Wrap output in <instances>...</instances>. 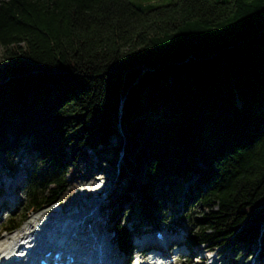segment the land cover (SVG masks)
I'll return each instance as SVG.
<instances>
[{
	"label": "trees",
	"instance_id": "16d2710c",
	"mask_svg": "<svg viewBox=\"0 0 264 264\" xmlns=\"http://www.w3.org/2000/svg\"><path fill=\"white\" fill-rule=\"evenodd\" d=\"M89 150H122L125 254L182 211L188 249L264 258V0H0V177L25 174L0 233L69 197Z\"/></svg>",
	"mask_w": 264,
	"mask_h": 264
},
{
	"label": "rangeland",
	"instance_id": "374dc122",
	"mask_svg": "<svg viewBox=\"0 0 264 264\" xmlns=\"http://www.w3.org/2000/svg\"><path fill=\"white\" fill-rule=\"evenodd\" d=\"M123 138H112L111 145L117 146L123 144ZM99 148H97L98 150ZM119 155L115 156L111 151H106L103 154L97 155L95 151L89 150L88 157L86 162L81 163V170L82 174L78 176V178L74 181V188L73 192L69 197L66 199L59 200L56 203L50 204L45 209L41 210L38 213L30 214L27 217L26 222L23 224L22 228L17 230L16 232L12 233H0V249L4 248L8 241L6 238H16L20 235L23 230L29 225L36 224L38 222H49L50 217L59 216L61 214L67 213L69 214L71 211L77 207V211L79 210L80 213L86 212L89 208L93 206V204H97V216L100 218L96 225L93 227L96 229H102L101 236L106 239L105 244L108 245L107 240L111 238V233L108 230L109 226V218L111 217V209L108 208L109 200L111 199V195L117 188V184L119 182L118 176V163L121 159L122 150H119ZM103 156H105L108 160H110L113 164L108 163L104 160ZM20 179H15V176L20 174ZM24 172L23 170H19L13 177H0V187L7 189V194L11 195V189L14 187H9V182H13L16 180L17 188H15V193L13 196L4 195L5 197V204L4 206L0 207V227L5 221L8 216H15L24 213V203H25V196L22 192L23 187V179H24ZM91 176L94 178V182H89ZM98 179V180H97ZM96 180V181H95ZM189 184H185V190L187 191ZM17 195V196H16ZM15 198V199H14ZM7 199V200H6ZM183 197H181V200ZM182 203L178 204L175 211L181 210ZM101 207V208H100ZM120 210L122 213L120 217V221L127 225L128 227L131 226L130 224V215L129 209L125 202L123 201L120 205ZM4 209V210H3ZM174 210V209H173ZM173 211V212H175ZM197 212V209H194ZM182 211L178 213H174V216H170L167 220L166 225L162 228L166 232L168 238H173L177 241H181L180 244L174 246V248L167 249V254L169 259L165 264H233L230 261L232 256L237 255L239 258L238 264H264V258L259 255V247L257 244L253 243L249 251L245 254L242 252L237 254H233L230 251H223V250H212L209 248H205L203 246L192 247L191 250L185 248L184 245V238L185 232L189 228L187 223H183L182 225H178V221H176V217L181 214ZM97 230V229H96ZM146 230V231H145ZM99 231V230H97ZM107 231V232H106ZM145 231V232H144ZM143 232V237L146 238H153L155 228H151L150 225L144 224L140 228V232ZM98 235H96L97 237ZM135 237L132 238L134 242H139L142 237ZM109 244L106 246L110 248L112 246ZM180 247L183 250H180ZM113 253L115 255V263H118L117 257L123 256L126 257L124 253H116L117 248L113 244ZM176 248V252L173 253L174 249ZM111 254V253H110ZM151 257L150 253H140L134 251L133 256H130V260L128 261L129 264H144L149 260ZM125 259H128L126 257Z\"/></svg>",
	"mask_w": 264,
	"mask_h": 264
},
{
	"label": "bare ground",
	"instance_id": "6f19581e",
	"mask_svg": "<svg viewBox=\"0 0 264 264\" xmlns=\"http://www.w3.org/2000/svg\"><path fill=\"white\" fill-rule=\"evenodd\" d=\"M20 175L21 173L16 175L15 179L19 178ZM15 181L16 180H13V182H9V187H12L15 184ZM89 182H94V178L92 176ZM15 188H17V186ZM3 194L8 195L9 197L13 196V193L9 195L7 194V189L0 187V207L4 206L5 204V197L3 196ZM97 207V204H93L91 208L82 213H80L79 210L77 211L76 207L74 211H71L69 214L64 213L59 216L50 217L49 222L43 221L32 224L30 226L28 225L16 238H6L8 244L4 248H2V250L0 249V264H23L24 262L28 261V258L24 257L33 255L40 249L42 245H45L46 247L48 246L47 250L50 253H54L58 245L59 236L63 234L65 243H68L71 239H73L74 236H76V229L77 234H81L77 236H89V234L85 232V230L88 228L89 223L91 225H96L97 222H99L98 220L100 219L97 216ZM82 223H87V225H82ZM99 237L100 236L96 237L94 235L90 236V239L93 240L94 243V250H92V252L94 253V251H96L95 253L97 254V258L106 259L108 248L105 246V238ZM102 240L104 241L103 244L95 245V243L102 242ZM146 240L149 243L153 241L150 238ZM171 240V243H174V239L172 238ZM159 253L161 254L159 255ZM157 254L158 255L152 253L149 260H147V262L144 264H165L169 259L167 253L164 251L160 250V252H158ZM104 264L110 263L105 262Z\"/></svg>",
	"mask_w": 264,
	"mask_h": 264
}]
</instances>
